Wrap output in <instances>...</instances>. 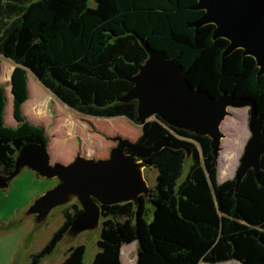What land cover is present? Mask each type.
I'll list each match as a JSON object with an SVG mask.
<instances>
[{
    "label": "trees",
    "instance_id": "trees-1",
    "mask_svg": "<svg viewBox=\"0 0 264 264\" xmlns=\"http://www.w3.org/2000/svg\"><path fill=\"white\" fill-rule=\"evenodd\" d=\"M197 0H0V56L14 63L10 75L12 115L4 121L0 83V175L14 168L18 150L29 142L48 145L44 127L28 122V72L61 103L83 115L124 116L136 121L137 101H121L147 59L145 45L176 57L193 85L251 98L264 111V73L237 48L223 55L228 40L213 38L211 23L196 27L203 10ZM7 97V96H6ZM264 133V123H263ZM157 139L191 147L163 146L145 158L155 184L137 204L100 205L98 250L90 264H123V245L137 243L136 264H241L264 262V154L257 174L218 182L207 135L173 127L158 117L145 144ZM62 224L28 264H39L64 238L81 211L72 203ZM83 244L67 248L60 264H85Z\"/></svg>",
    "mask_w": 264,
    "mask_h": 264
},
{
    "label": "water",
    "instance_id": "water-1",
    "mask_svg": "<svg viewBox=\"0 0 264 264\" xmlns=\"http://www.w3.org/2000/svg\"><path fill=\"white\" fill-rule=\"evenodd\" d=\"M193 8L203 10L196 27L211 23L214 25L213 38L228 40L223 55L241 48L244 55L254 58L257 75L264 73V0H197ZM145 50L146 61L139 65L136 75L128 78L133 85L120 97L121 101H137L136 121L142 126L139 139L131 141L117 136V144L108 157L94 159L77 155L68 164L50 163L47 145L29 142L18 150L11 173L6 177L0 175V186L7 185L24 166L39 175L57 178L58 183L38 197L31 211L44 218L54 206L76 197L82 209L66 234L96 225L101 217L100 205L137 204L140 195L149 191L142 170L149 166L145 158L152 153L163 146L184 148L190 153V146L163 139L145 144L154 117L173 127L207 135L217 163L224 137L220 124L229 114L227 108L247 107L251 134L233 178L238 183L248 169L252 168L257 174L260 168V157L264 154V111L255 101L224 90L213 95L189 81L187 71L176 57H168L146 45Z\"/></svg>",
    "mask_w": 264,
    "mask_h": 264
},
{
    "label": "rangeland",
    "instance_id": "rangeland-1",
    "mask_svg": "<svg viewBox=\"0 0 264 264\" xmlns=\"http://www.w3.org/2000/svg\"><path fill=\"white\" fill-rule=\"evenodd\" d=\"M13 68L11 60L0 56V83L4 86L6 102L4 121L6 125L15 127L13 101L7 81H10ZM27 78L29 98L22 106L23 116L28 122L44 127L49 138L47 150L52 164L57 161L68 164L77 155L94 159L106 158L117 144L115 137L136 141L142 135V126L137 121L124 116L105 118L83 115L61 103L31 72H28ZM227 109L229 114L220 124L224 137L216 158L219 183L234 177L251 134L248 128V108ZM189 155L187 152L183 175L190 163ZM142 172L148 188L152 187L156 171L145 167ZM57 183V178L39 175L35 170L24 166L7 185L0 186V264H28L30 254L39 251L62 224L63 211H71L69 205L72 203L81 207L77 198L73 197L66 203L54 206L44 218H39L37 212H32L31 206L38 197ZM100 221L101 217L94 226L70 231L39 264H60L67 248L78 244L84 245V263L90 264L98 250L96 241L100 234ZM136 257L135 241L123 245V264H136ZM216 264L241 263L229 260Z\"/></svg>",
    "mask_w": 264,
    "mask_h": 264
},
{
    "label": "crops",
    "instance_id": "crops-1",
    "mask_svg": "<svg viewBox=\"0 0 264 264\" xmlns=\"http://www.w3.org/2000/svg\"><path fill=\"white\" fill-rule=\"evenodd\" d=\"M9 88H10V82H9ZM7 96V95H6ZM12 97V95H10Z\"/></svg>",
    "mask_w": 264,
    "mask_h": 264
},
{
    "label": "flooded vegetation",
    "instance_id": "flooded-vegetation-1",
    "mask_svg": "<svg viewBox=\"0 0 264 264\" xmlns=\"http://www.w3.org/2000/svg\"><path fill=\"white\" fill-rule=\"evenodd\" d=\"M248 111H249V109H248Z\"/></svg>",
    "mask_w": 264,
    "mask_h": 264
}]
</instances>
